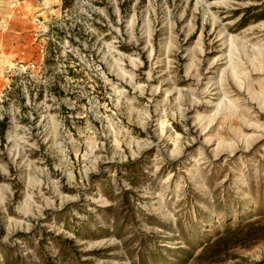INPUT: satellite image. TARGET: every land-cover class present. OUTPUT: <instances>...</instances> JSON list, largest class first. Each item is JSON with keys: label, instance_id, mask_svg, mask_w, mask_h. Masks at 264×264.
I'll list each match as a JSON object with an SVG mask.
<instances>
[{"label": "rangeland", "instance_id": "1", "mask_svg": "<svg viewBox=\"0 0 264 264\" xmlns=\"http://www.w3.org/2000/svg\"><path fill=\"white\" fill-rule=\"evenodd\" d=\"M2 118L0 264H264V0H0Z\"/></svg>", "mask_w": 264, "mask_h": 264}, {"label": "trees", "instance_id": "2", "mask_svg": "<svg viewBox=\"0 0 264 264\" xmlns=\"http://www.w3.org/2000/svg\"><path fill=\"white\" fill-rule=\"evenodd\" d=\"M251 8H253V7H249V8H247V10H250ZM245 19H243L242 21H241V23L242 24H245ZM5 125H6V118H2L1 120H0V127H1V133H2V130H3V128L5 127ZM0 137H2V134H0Z\"/></svg>", "mask_w": 264, "mask_h": 264}, {"label": "bare ground", "instance_id": "3", "mask_svg": "<svg viewBox=\"0 0 264 264\" xmlns=\"http://www.w3.org/2000/svg\"><path fill=\"white\" fill-rule=\"evenodd\" d=\"M225 97V96H224Z\"/></svg>", "mask_w": 264, "mask_h": 264}]
</instances>
